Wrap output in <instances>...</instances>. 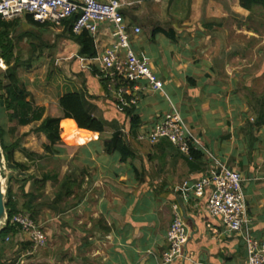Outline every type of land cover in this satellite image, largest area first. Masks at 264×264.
I'll list each match as a JSON object with an SVG mask.
<instances>
[{
  "label": "crops",
  "instance_id": "0c3cea01",
  "mask_svg": "<svg viewBox=\"0 0 264 264\" xmlns=\"http://www.w3.org/2000/svg\"><path fill=\"white\" fill-rule=\"evenodd\" d=\"M122 2L125 24L129 29H142L140 37H133L132 48L165 82L170 105L157 103L156 97L164 96L152 91L144 81L136 83L138 90L132 87V101L142 125L132 134L129 120L109 97L100 78L92 74V68L102 71L97 59L112 46L113 28H100L93 37L97 57L88 59L79 56L80 46L69 37L67 24L34 25L26 17L24 21L41 31H54L56 26L68 33L59 51L58 65L74 73L60 84L61 95L55 98L53 85L45 82L46 88L39 86L38 91L40 83L29 77L33 60H19L23 63L20 79L29 91L28 101L34 110L42 109L44 119L61 118L60 98L69 92H80L106 127L103 134L88 131L84 134L86 141L70 145L62 139L61 124L73 120L63 119L60 143L51 155L45 150L46 145L50 146L46 136L30 131L40 123L20 126L16 122L12 130L20 136L9 138L11 145H18L11 163L14 173L27 180L33 174L31 165L43 158L60 163L58 180L72 178L69 200L75 206L71 219L74 244L81 254L74 264L82 259L86 264H164L167 233L177 215L184 221L188 242L181 255L169 264H247L243 238L227 234L222 221L207 211L212 188H207L201 198L193 194L195 183L216 169L211 157L204 153L197 160L181 153L168 140L150 144L139 140V134L161 121L173 105L213 157L242 174L252 234L258 240L264 239V96L254 95L249 82L225 78L230 74V63L218 61V56L225 48L230 51L232 45L223 41L219 47L214 40L236 35V20L246 21L248 27L251 12L241 7L240 0H176L170 13L169 0ZM165 9L168 18L164 17ZM16 22L15 30L19 27ZM159 29L162 33L157 32ZM163 31L172 34L173 40ZM247 31L258 35L250 25ZM14 56L11 65L17 59L15 45ZM119 132L127 136L134 152L126 162L119 153H108L105 147V142ZM45 174L54 175L49 171ZM31 181L25 184L26 193L30 192ZM69 213H64L67 221ZM85 250H89L88 255Z\"/></svg>",
  "mask_w": 264,
  "mask_h": 264
},
{
  "label": "built area",
  "instance_id": "2783aa9c",
  "mask_svg": "<svg viewBox=\"0 0 264 264\" xmlns=\"http://www.w3.org/2000/svg\"><path fill=\"white\" fill-rule=\"evenodd\" d=\"M123 6L122 0H0V20L8 23L31 17L40 25L59 26L76 17L72 32L75 35L88 32L92 37L99 34L102 26H110L114 30V42L97 59L102 72L110 80V91L123 101L130 91L128 87L138 90L136 83L144 81L152 91L168 98L165 82L132 48V37L141 35L142 29L128 28L122 14ZM0 67L6 69L3 60H0ZM139 140L150 144L168 140L185 155L191 156L192 151H201L210 156L216 169L195 183L193 194L201 198L207 188H212L207 206L209 215L222 221L227 234L243 238L247 250V264H264V239L258 240L252 234L251 221L247 214L244 177L213 157L173 105L161 121L150 130L139 134ZM12 222L20 226L23 234L29 235V249L32 254L46 246V234L30 216L18 214ZM167 242L168 249L162 256L164 264L178 258L188 242L187 230L179 215L167 233Z\"/></svg>",
  "mask_w": 264,
  "mask_h": 264
},
{
  "label": "rangeland",
  "instance_id": "374dc122",
  "mask_svg": "<svg viewBox=\"0 0 264 264\" xmlns=\"http://www.w3.org/2000/svg\"><path fill=\"white\" fill-rule=\"evenodd\" d=\"M164 17H169L166 9L164 11ZM256 17V20L248 21V27L250 25V27L256 28L258 35L247 31L248 27L245 26L247 24L244 23L246 21L236 20V35L214 40L218 43L219 47L224 45L223 41L225 43L228 41L232 45L230 51H226L225 48V52L218 56V61L230 63V74H227L225 78L230 79L231 77H236L243 84L249 82L252 85L254 95L264 96V12ZM24 19L17 20L16 23L19 24V27L17 24L15 26L18 29L10 33V40L15 45L17 59L22 62L33 60L29 66V69H33L29 72V77H32L36 83H40L37 85L38 91L40 87L46 88L43 86L46 84L45 82L53 85L55 90H53L52 95L56 98L61 95L59 91L60 84L65 80H69V75L74 76L71 69H64L61 64L58 65L59 51L64 47L63 40H67L68 33H63L62 27L56 26H54V31H41L32 27ZM234 50L235 52H233ZM214 60H217V58L214 57ZM5 66L8 69V65L5 64ZM0 70L5 71L2 68ZM156 102H162V105H170L168 98L165 97H156ZM16 127V121L10 122L9 117L6 116V131H14L12 129ZM35 128H32L30 131L32 132ZM19 136V133L17 135L14 133L11 139L15 140ZM40 159L35 160L29 168L33 174L32 176L29 174L31 177L28 179L32 180V183L36 176L41 179L45 172L49 171L52 174H58L57 170L60 172V163L57 165V162H52L53 160L43 161V158ZM8 172L9 177L4 184V190L8 194L9 189H11L13 195L20 203H23L25 201L23 198V190L25 191V184H27L28 179L23 181V176L20 177L17 173L15 174L14 166L11 164H8ZM58 181L59 183L61 182V180ZM59 183H48L46 189L41 193V196L34 202V205L39 210L35 219L47 236L46 246L37 253L32 254L31 249H29V235L22 233L9 236L5 238L4 242L3 238H0L1 264H74V260L80 254L77 243L74 244V239L76 240V238L74 237L73 221L71 219V211H73L74 203L72 200H69L66 201L68 206L63 205L65 201L54 204ZM65 212H70V220L68 221L66 220L68 215L64 214ZM25 214L30 216L29 213ZM1 248H4V250L2 251ZM88 251L85 250V255H88ZM77 264L86 263L82 259L80 262L77 261Z\"/></svg>",
  "mask_w": 264,
  "mask_h": 264
},
{
  "label": "trees",
  "instance_id": "16d2710c",
  "mask_svg": "<svg viewBox=\"0 0 264 264\" xmlns=\"http://www.w3.org/2000/svg\"><path fill=\"white\" fill-rule=\"evenodd\" d=\"M240 5L243 9L251 12L250 20L252 21L256 20V16L264 12V0H240ZM27 19L31 24L40 25L35 23L31 17H27ZM75 19L76 17L64 22V24H67L69 37L80 46V57L95 59L97 54L93 37L88 32H84L81 35H75L72 32ZM251 28L254 29V27ZM254 30L258 33L256 28ZM13 31H15L14 22L7 23L0 20V60H3L5 64L8 65V69L5 71L0 70V137L7 163H13V150H15L18 145H11L9 142V138L13 136L15 132L6 131V116L9 117L10 122L16 121L20 126H30L40 123L39 126L33 130V133L44 134L46 136L50 146L46 145L45 150L51 155L55 153L53 148L60 143L59 126L63 119L73 120L65 121L61 124L63 130L62 139L67 144L73 145L78 142L86 141L87 137L84 136L85 133L94 132L103 134L106 123L94 116L91 111L92 107L87 104L85 96L80 92H69L60 98L59 106L63 112L61 118L48 117L44 119L42 109L34 110L33 104L28 101L30 96L29 91L22 83L19 75V70L23 63L16 59L17 61L15 60V63L11 65L12 61L15 59L14 44L10 40V33ZM157 32L162 33V30L159 29ZM164 34L173 40L174 37L172 34L169 32H164ZM92 74L100 78L107 94L112 98L118 110L129 120L131 132L135 134L142 125V121L137 113V105H133L131 102L134 98L132 87H128L130 91L124 96L123 101H121L110 91V80L102 71L92 68ZM127 142V136L119 132L114 134L112 139L105 142V147L108 153H119L122 161L126 162L134 155L131 146H129ZM191 156L198 160L204 156V153L201 151H192ZM18 168L22 171L26 170L23 166H18ZM48 182L59 183L57 175L54 174L52 176L51 174H44L41 179H33L30 192L25 193L23 190V198L25 199L23 203H20L13 195L12 190L9 189L6 197V208L9 216L8 224L4 231L0 233V238H3V242L6 237L22 234L20 226L12 222L15 215L29 213L30 217L37 223L35 217L39 213V210L34 205V202L46 189ZM72 188V178L69 176L65 177L59 183V189L56 192L54 204L65 201L64 206H68L66 201H69V198H71L73 194ZM74 206L75 205H73V207ZM1 250L3 251L4 248H1ZM0 257H2V255H0Z\"/></svg>",
  "mask_w": 264,
  "mask_h": 264
},
{
  "label": "water",
  "instance_id": "95a60500",
  "mask_svg": "<svg viewBox=\"0 0 264 264\" xmlns=\"http://www.w3.org/2000/svg\"><path fill=\"white\" fill-rule=\"evenodd\" d=\"M176 0H169L168 3V13H170L171 7L173 6ZM9 177L8 172V163L6 160V156L2 147V141L0 137V233L4 231L8 224V212L6 208V197L7 192L4 190V184Z\"/></svg>",
  "mask_w": 264,
  "mask_h": 264
}]
</instances>
